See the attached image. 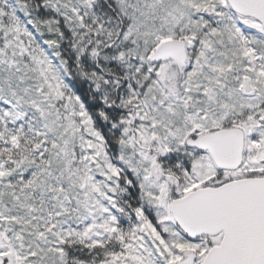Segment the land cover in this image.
Wrapping results in <instances>:
<instances>
[{
	"label": "snow or ice",
	"instance_id": "snow-or-ice-1",
	"mask_svg": "<svg viewBox=\"0 0 264 264\" xmlns=\"http://www.w3.org/2000/svg\"><path fill=\"white\" fill-rule=\"evenodd\" d=\"M0 264H264V0H0Z\"/></svg>",
	"mask_w": 264,
	"mask_h": 264
}]
</instances>
